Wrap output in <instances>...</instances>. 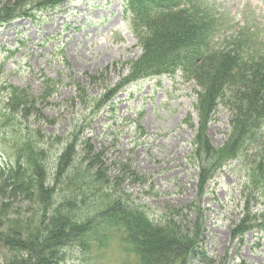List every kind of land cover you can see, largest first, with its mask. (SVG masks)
<instances>
[{
  "label": "trees",
  "instance_id": "16d2710c",
  "mask_svg": "<svg viewBox=\"0 0 264 264\" xmlns=\"http://www.w3.org/2000/svg\"><path fill=\"white\" fill-rule=\"evenodd\" d=\"M58 1L0 0V25L36 17L31 8L44 10ZM126 1L142 54L129 61L124 78L115 86L105 85L98 97L90 98L84 86L107 80L110 67L87 74V82L76 84L73 104L99 113L128 83L181 72L198 87V123L188 159L198 168L199 202L154 219L122 186L126 180L146 183L149 178L123 160L115 162L114 175L113 160L85 133L91 126L86 117L70 121L64 135L43 131L42 124L56 126L58 119L47 116L38 104L65 85L61 74L56 79L45 76L46 88L39 96L25 87L5 85L0 119L16 138L15 157L0 165V243L9 251L1 264H61L69 247L78 246L88 258L111 241L120 243L127 264H214L205 247L207 218L201 202L212 190L215 175L235 161L246 179L242 216L231 230L233 241L242 242L249 230H264V43L253 42L245 30L215 45L222 19L200 0ZM220 105L230 109V129L216 146L208 132ZM32 117L39 128L30 123ZM191 119L188 115L185 120L194 127ZM192 214L199 216L194 222Z\"/></svg>",
  "mask_w": 264,
  "mask_h": 264
},
{
  "label": "rangeland",
  "instance_id": "374dc122",
  "mask_svg": "<svg viewBox=\"0 0 264 264\" xmlns=\"http://www.w3.org/2000/svg\"><path fill=\"white\" fill-rule=\"evenodd\" d=\"M203 1L225 17L214 44L231 39L244 27L259 34L256 42L264 41V0ZM124 7L122 0H66L54 9L41 10L37 19L22 16L0 26V100L5 85L25 87L39 96L46 88L45 76L56 78L61 71L62 79H68L72 72L79 82L87 73H98L117 62L107 80L90 85L88 94L98 97L105 85H116L125 75V62L140 53ZM195 89L181 74L146 78L126 86L95 115L92 107L73 104L74 86L61 87L38 104L47 116L58 119L56 126L42 124L41 129L64 135L70 121L86 117L91 126L85 133L97 149H104L114 164L123 160L149 178L146 183L126 180L122 186L154 219L164 218L172 208L199 202L198 168L188 164L195 128L183 123L189 111L196 121ZM229 112L220 105L210 125L208 136L216 146L229 132ZM30 123L39 128L33 117ZM4 125L0 119V163L6 164L15 157L16 137ZM112 167L114 171L116 164ZM240 169L233 163L219 171L201 202L207 217L205 247L214 264H264V232L249 230L243 242L232 238V227L240 220L245 203L241 191L246 177ZM117 172L116 168L113 174ZM198 217L192 214L190 220ZM119 244L111 241L107 249L89 254V259L78 246L69 247L61 264H127ZM8 254L0 243V264ZM193 264L209 263L194 260Z\"/></svg>",
  "mask_w": 264,
  "mask_h": 264
}]
</instances>
